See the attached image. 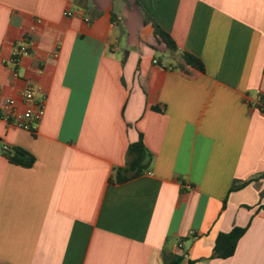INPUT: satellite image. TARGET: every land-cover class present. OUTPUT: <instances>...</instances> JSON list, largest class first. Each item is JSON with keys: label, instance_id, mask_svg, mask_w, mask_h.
<instances>
[{"label": "crops", "instance_id": "0c3cea01", "mask_svg": "<svg viewBox=\"0 0 264 264\" xmlns=\"http://www.w3.org/2000/svg\"><path fill=\"white\" fill-rule=\"evenodd\" d=\"M142 11L206 74L183 77ZM29 81L36 133L0 121V264H264V0H0V94ZM140 136L153 162L119 183Z\"/></svg>", "mask_w": 264, "mask_h": 264}, {"label": "trees", "instance_id": "16d2710c", "mask_svg": "<svg viewBox=\"0 0 264 264\" xmlns=\"http://www.w3.org/2000/svg\"><path fill=\"white\" fill-rule=\"evenodd\" d=\"M143 23L151 24L154 30L155 38L162 43L171 55H178L181 63L178 66L180 73L188 80H195L206 74L204 63L197 57L187 52H179V48L173 38L168 34L155 20H153L146 12L142 11ZM3 154L10 163L31 168L35 162V157L21 148H13L3 150ZM153 162V154L146 147L143 137L129 146L127 151L126 166L117 170L116 180L119 183H125L133 179L139 178L147 172ZM234 186L232 191L238 189ZM246 229L234 228L230 233L220 234L216 240L213 250V258L228 259L235 254L240 239L245 234ZM181 257L174 256L166 261V264H179Z\"/></svg>", "mask_w": 264, "mask_h": 264}, {"label": "built area", "instance_id": "2783aa9c", "mask_svg": "<svg viewBox=\"0 0 264 264\" xmlns=\"http://www.w3.org/2000/svg\"><path fill=\"white\" fill-rule=\"evenodd\" d=\"M85 21L89 22V19ZM33 50L34 42L31 39L19 42L13 47L10 65L14 68L13 73L16 78L19 77L17 67L25 58L32 55ZM40 95V89L30 81L26 83L18 98L0 94V121L19 130L36 133L37 126L44 118L47 108V98ZM258 104L260 110L264 112L261 98H258ZM8 149L4 147L3 150Z\"/></svg>", "mask_w": 264, "mask_h": 264}, {"label": "rangeland", "instance_id": "374dc122", "mask_svg": "<svg viewBox=\"0 0 264 264\" xmlns=\"http://www.w3.org/2000/svg\"><path fill=\"white\" fill-rule=\"evenodd\" d=\"M160 48L164 49V47L162 45H161ZM155 55L158 56V57H160L164 61L168 60V57L165 54H163L160 49H158V50L155 51Z\"/></svg>", "mask_w": 264, "mask_h": 264}]
</instances>
